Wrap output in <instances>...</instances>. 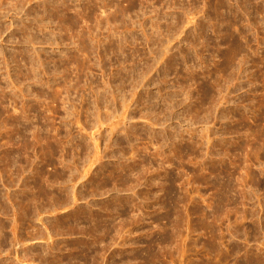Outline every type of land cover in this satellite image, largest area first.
I'll return each instance as SVG.
<instances>
[{
  "label": "rangeland",
  "instance_id": "374dc122",
  "mask_svg": "<svg viewBox=\"0 0 264 264\" xmlns=\"http://www.w3.org/2000/svg\"><path fill=\"white\" fill-rule=\"evenodd\" d=\"M0 264H264V0H0Z\"/></svg>",
  "mask_w": 264,
  "mask_h": 264
}]
</instances>
